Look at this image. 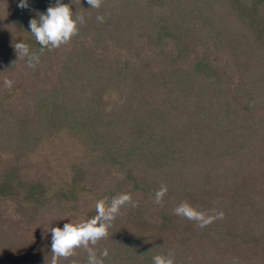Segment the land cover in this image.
Returning a JSON list of instances; mask_svg holds the SVG:
<instances>
[{
  "label": "trees",
  "instance_id": "obj_1",
  "mask_svg": "<svg viewBox=\"0 0 264 264\" xmlns=\"http://www.w3.org/2000/svg\"><path fill=\"white\" fill-rule=\"evenodd\" d=\"M19 2L0 0V264H51V228L120 193L104 264H264V0H64L85 23L43 52L29 21L55 0Z\"/></svg>",
  "mask_w": 264,
  "mask_h": 264
},
{
  "label": "clouds",
  "instance_id": "obj_2",
  "mask_svg": "<svg viewBox=\"0 0 264 264\" xmlns=\"http://www.w3.org/2000/svg\"><path fill=\"white\" fill-rule=\"evenodd\" d=\"M90 8H100L101 0H88ZM20 7H27L28 0H20ZM98 21L103 22L104 17L98 15ZM85 23L83 15L79 14L64 0H55L54 5L49 6L46 12L38 13V18L29 21L30 33L39 43L40 52L45 48L53 49L67 43L73 35L79 31V25ZM18 58L24 57L29 67H35L39 63V55L30 50V46L22 41L14 44ZM5 86L11 87L12 80H5ZM162 191L156 193L159 202ZM131 201L129 193H120L110 199L104 197L96 202V214L79 222H66L63 227L51 228V264H58L61 257H69L78 247L87 250V264H104V257L109 255L108 249L97 252L94 247L98 241L106 237L113 220L120 213L121 208ZM175 214L188 219L201 220L204 214L188 203H181L174 209ZM152 264H175V256L172 253L156 254L152 257Z\"/></svg>",
  "mask_w": 264,
  "mask_h": 264
}]
</instances>
